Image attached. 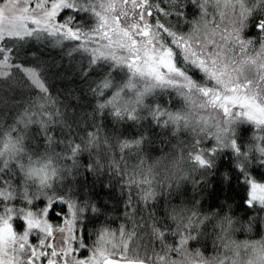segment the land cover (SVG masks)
I'll return each mask as SVG.
<instances>
[{
	"label": "snow or ice",
	"instance_id": "obj_1",
	"mask_svg": "<svg viewBox=\"0 0 264 264\" xmlns=\"http://www.w3.org/2000/svg\"><path fill=\"white\" fill-rule=\"evenodd\" d=\"M163 2L169 7H162L161 0H0V89L10 85L35 93L25 101L16 123L0 131V264H150L147 258H127L136 231L129 232L123 225L118 230L99 227L90 234L94 239L89 243L81 234L82 219L88 212L97 213V208L59 190L66 186L68 177L74 178L86 168L94 175L107 172L117 177L122 186L136 189L145 203L157 200L152 190L142 187L150 181L130 178L126 162L124 169L119 165V161H125V149H140L146 142L145 133L120 142L119 160L109 152L105 162L100 150L110 144L101 135L96 115L102 118L106 112L115 123H131L134 127L151 118L178 135L189 129L190 109L205 113L211 109L222 121L216 122L215 137L208 138L213 146L202 147L203 143L197 142L193 161L201 169L210 167V159L219 148L230 147L240 154L231 135L239 122L264 130V0H191L200 9L201 18L187 33L177 29L179 21L167 19L171 15L183 17L185 0ZM209 6L219 13V22L206 19ZM65 10L86 18L77 21V16L70 14L58 20ZM257 13L258 46L245 35ZM30 41H49L57 47L67 42L64 54L70 59L78 54L79 65H87L82 76L91 71L102 74L92 91L103 97L111 90L110 97L97 104L92 130L79 143L68 140L64 153L45 154L38 159L25 147L29 126L38 125L37 135L51 145V129L63 122L64 113L49 95L43 65L22 62L21 49ZM191 72L202 74L201 79H195ZM114 73L123 76L117 79ZM170 92L183 101L179 110L159 104V96ZM49 105L52 111L47 110ZM213 119L209 113L197 123L203 121L207 126ZM256 139L264 140V136ZM257 150L264 155V147L257 145ZM85 153L90 157L86 166L79 160ZM61 160L72 163L63 164ZM17 175L18 184L14 180ZM40 200L44 205L34 206ZM253 202L264 206V184H251L249 206ZM58 205L62 206L56 212L61 223L54 225L49 214ZM16 220L22 223V229L16 228ZM153 228L161 252L166 254L179 253L197 238L193 231L168 230L157 224ZM169 235L178 242H166ZM260 244L264 246V241ZM82 251L85 254L79 255ZM163 260L164 255H157L155 264Z\"/></svg>",
	"mask_w": 264,
	"mask_h": 264
},
{
	"label": "trees",
	"instance_id": "obj_2",
	"mask_svg": "<svg viewBox=\"0 0 264 264\" xmlns=\"http://www.w3.org/2000/svg\"><path fill=\"white\" fill-rule=\"evenodd\" d=\"M161 6L164 8L169 7L163 0H161ZM209 8L211 9V6ZM182 11L184 13L183 17L171 15L167 19L173 23L179 21L176 24L177 29L181 32H186L191 30L195 21L200 20L201 11L196 5L191 3V0H185ZM70 14L76 15L77 21H82L86 18L84 14H73L69 10H65L58 17V20H63ZM258 18H260L259 13H257L256 18L251 22L246 35L248 38L253 39L255 44L259 42V33L255 28V23ZM67 47V42L63 47H57L49 41L39 43L30 41L21 49L22 62L25 65H43V75L47 81L49 95L55 99V107L60 108L64 113L63 122L57 123L51 129V135L54 137L51 145L46 143L44 136L37 135L40 131L38 125L33 124L29 126L28 133L30 138L25 140V147L37 159L45 154L55 155L56 153H64L66 151L65 144L68 140L79 143L80 138L87 131L92 130L93 113L96 111L97 104L111 95V90L106 91L103 97L96 95L92 91L96 87L102 74L91 71L87 76H82L81 73L87 65H79L78 61L80 58L78 54L72 59L68 58L64 54ZM191 75L195 79L200 80L202 74L199 72H191ZM114 76L119 79L123 76V73H114ZM34 95V92L16 86L6 85L3 89H0V131H6L16 123L18 117L26 107L25 101ZM159 104L163 108L175 111V108L169 106V101L164 104ZM47 110L52 111L53 106L49 105ZM95 121L101 125V135L107 137L109 144H119L125 139L131 140L138 138L141 132L145 133L147 140L141 148L130 150L133 156L136 152L158 155L159 148L164 147L168 142L173 144L175 141V139H170L172 133L171 128L158 125L151 118L143 120L140 125L134 127L131 123H115L105 112L102 118L96 115ZM250 133L248 128L239 127L236 130L235 141L240 150V154H235L234 162L229 163L226 161L227 152L219 151L211 159V163L214 164L212 170L198 176L196 180L197 186H194L192 189L191 186L187 185L182 189V192H179V195L174 193L171 199L165 196V202L163 201L164 205L166 202L178 204L177 202L179 200L187 204H192L196 200H199L202 211L217 212L219 215L221 213L222 215L228 213L236 218L237 223H241L243 227L244 225L246 226L248 211L244 206L243 197L247 188V180L252 179L255 182H264V178L262 177V173H264V155L257 150L253 143H249L252 141L250 139ZM185 135L186 133L184 137ZM259 146L264 147V144ZM88 157L86 153L79 157L82 165L86 166L89 163ZM60 162L69 165L72 163L70 160H61ZM79 171L82 174L69 179V183H73L74 187L68 185V188H71L72 195L79 201L84 200L95 203L96 205H93L98 210L96 214L101 216L103 219L101 220L102 224L106 225L107 220L110 222V218H107V216L112 217L116 215L115 212L119 213L120 209L122 211V205L120 203L122 197L118 194L117 181L104 174L94 175L86 171V168H81ZM14 178L15 180L17 179V177ZM107 184H110L108 188ZM158 199H162V196ZM158 204L160 205V200L157 202ZM163 209L157 206V221L162 220L163 217L159 215ZM60 210L61 208L58 209V211ZM147 212H149L147 215L149 217L148 221L155 222L156 213L154 215L151 211ZM55 215L53 211L50 212L49 220L57 224L59 220L55 219ZM143 220L145 221V219ZM142 222L141 217L137 226L143 225ZM113 223L115 221L110 222L107 226L115 228L116 225ZM121 225L126 229H131L130 226H126L124 223ZM134 230L136 233H140L141 231L138 227H135ZM204 233H206V230ZM202 236L207 237V239H201L198 244L203 251H207L210 249L207 247V244L211 239L206 235ZM207 252H204L205 255H207Z\"/></svg>",
	"mask_w": 264,
	"mask_h": 264
},
{
	"label": "clouds",
	"instance_id": "obj_3",
	"mask_svg": "<svg viewBox=\"0 0 264 264\" xmlns=\"http://www.w3.org/2000/svg\"><path fill=\"white\" fill-rule=\"evenodd\" d=\"M209 113L215 119L207 126L203 121L197 123L200 117ZM189 119L190 126L187 133L190 140H178L159 155L145 153L128 164L127 175L136 181H150L149 184H142V187L152 190L156 194V199L161 195L171 199L185 183H193L194 176L205 170L199 168L193 161V153L198 147L197 142L202 144L210 136L215 137L216 122L222 121V118L212 113L211 109L205 113L198 108H192ZM164 212L167 222L177 231H193L197 236H208L213 241L214 251L205 255L201 247L190 248V241L179 253L166 254L149 246L145 249L137 241L129 248L127 253L129 260L147 258L150 264H155L157 255H164L162 264H264V246L260 244V241H264V237L238 239L237 221L230 214L219 215L217 212L202 211L199 200L192 204L184 202L169 204ZM209 226L214 231L204 233V228ZM147 229L146 235L156 240L153 224L149 223Z\"/></svg>",
	"mask_w": 264,
	"mask_h": 264
},
{
	"label": "rangeland",
	"instance_id": "obj_4",
	"mask_svg": "<svg viewBox=\"0 0 264 264\" xmlns=\"http://www.w3.org/2000/svg\"><path fill=\"white\" fill-rule=\"evenodd\" d=\"M209 11V15L208 17L206 18L209 22H212V21H215V22H219L220 20V17H219V13L211 7V9L209 8L208 9ZM257 14H255L249 21V27L247 29V31L249 30L250 28V25H251V22H253V20L256 18ZM201 18V17H200ZM224 23L226 24L227 23V20L224 21ZM223 26V25H222ZM190 31V30H189ZM247 31L245 33V35H247ZM188 31L186 32H183V33H187ZM248 37V36H247ZM259 45V42L256 43V46ZM169 101V106L170 107H173L175 108L174 110H179L180 108L183 107V101L177 97L175 95L174 92H170L168 94H161L159 96V103L161 104H164L165 102ZM168 104V103H167ZM239 127H242V128H248L250 130V139L252 140L251 142H249L250 144H254L257 148V145H262L264 144V140H261V141H257L256 137L258 135H261V136H264V130H258L255 128V126L251 123H247V122H244V121H241L239 122L237 125H235L232 129H231V135L233 137V139L235 140V132L236 130L239 128ZM186 133L185 137H184V134ZM170 139H175L174 143H176L178 140H185V141H188L190 140V137L188 135L187 132H180L178 135H173L171 133V136H170ZM173 143V144H174ZM172 144H170V142H168L167 144H165L164 147H161L159 148L157 154H161L162 152L164 151H167L170 147H171ZM214 145V142L210 141V140H207L203 143L202 147H210V146H213ZM197 151V149L195 150V152L193 154H195ZM227 152V160L229 163H231L232 161L234 162V156L236 154V152L231 149L230 147H225V148H219L216 152V154L218 152ZM111 153V155L116 158L117 160H119V156H120V150L118 148V144L116 143H110V147L108 146H102L101 147V150H100V157L101 159H103L105 162L108 161V153ZM125 152V161H119V165H120V168L121 169H124L125 167V162L127 164V167H128V164L129 162H132V161H135L140 155H142L143 153L141 152H136V154H134V156L130 153V150L128 152V149H125L124 150ZM148 152V151H147ZM214 154V156L216 155ZM211 157V159H213V157ZM88 159L90 160V158L88 157ZM211 159H210V167H208L207 169L203 170V171H200L198 172L194 178H193V183H185L183 188H185L187 185L188 186H191V188L193 189L194 186H197V178L198 176L202 175L203 173H206L210 170H212V168L214 167V164L211 163ZM61 163V162H60ZM64 164V162H63ZM69 165V164H68ZM103 175V174H102ZM104 175L112 178L113 180H116L117 181V184H118V194L121 195L122 199L120 200V203L122 205V211L120 209L119 213L115 212V216H112V217H109L107 216V218H110V222H113L115 221V224L116 227L113 228V230H118L120 228V225L122 223L126 224V226H130L131 229H126L127 231L131 232L134 230L135 227H138L140 231L136 233V238L132 241L131 246H133L137 241H139L140 245L143 247L144 245H147L149 247H152V248H155L157 251H160L161 250V244L159 241L157 240H154L152 239L150 236H147L146 233L148 231L147 229V225L149 223L151 224H157L159 225L161 228H166L168 230H174V226L169 224L165 218V212H164V209L170 204L169 202H166L165 205H164V198L165 196L164 195H161L162 196V199H157L155 202H148V203H145L143 201H141L137 195V190L136 189H129L127 187H124L122 186L121 182L118 180L117 177H112L110 176V174H108L107 172L104 173ZM17 179L15 180V182L18 184L19 183V176L17 175L16 176ZM262 177L264 178V173H262ZM71 177H68L66 180H65V184L66 186H62L59 190L60 191H63L64 194L76 201L79 202L78 199H76L73 195H72V190L71 188H68V185L69 186H72L74 187V184L73 183H69V179ZM126 179V178H125ZM114 183V182H113ZM252 183H257V184H264V182H255L253 181L252 179H248L247 180V183H246V192H245V195L243 197V203H244V206L245 208H247V211H248V216L246 217V226L244 225H241V223H237V232H236V237L238 239H244V238H251V239H259V238H262L264 237V206H261L259 203L257 202H253L251 204V206H249V199H250V192H251V184ZM107 188H108V184H107ZM182 188V189H183ZM182 189L179 190L176 194L179 195V192H182ZM195 191V190H194ZM129 194L131 195V204L129 205L128 203V196ZM160 200V205L158 204L157 205V202ZM179 200V199H178ZM177 200V201H178ZM164 201V202H163ZM14 203H17L19 204L20 202L19 201H16ZM44 201L43 200H40V201H37L35 203L34 206H43L44 205ZM168 203V205H166ZM178 204L181 203V201L179 200V202H177ZM248 203V204H246ZM91 204H95V203H91ZM96 205V204H95ZM157 206H160L163 207L165 206V208L163 209V211L161 212V214L159 216H162V220L160 221H157ZM62 206H56L55 210L53 211L54 214H56V212H58V209L61 208ZM152 208V209H150ZM147 211H151L154 213H156V220L155 222H149L148 221V214L149 212ZM98 212V211H97ZM155 215V214H154ZM222 215V213H221ZM55 219L59 220V223L57 224H60L61 223V217L57 216V214L55 215ZM142 217V224L141 226H137L138 222H140V218ZM115 218V219H114ZM145 219V221L143 220ZM101 220H103L101 218V216H98L96 213L93 214L91 212H88L82 219V226H83V230H82V235H85L86 237H88V242L91 243V240L94 239V236H91L90 234L94 233L96 231V229H98L99 227L101 226H107V224H110V222L107 220V224L106 225H103ZM138 220V221H137ZM239 220V219H238ZM126 221V223H125ZM240 221V220H239ZM52 222V221H50ZM122 222V223H121ZM15 226L16 228L19 230V229H22L23 228V225L22 223L19 221V220H16L15 222ZM53 223V222H52ZM55 225V223H53ZM113 226V225H111ZM143 228V230H142ZM250 229V231H249ZM131 230V231H130ZM206 230V233L207 232H210V231H214V229H212L210 226L209 227H206L204 228L203 231ZM86 231V232H85ZM242 238H240V237ZM207 239V237H204L202 235H198L197 238L193 241L190 242V248L192 249H195L196 247H199V244L198 242L201 240V239ZM210 242L207 244V247H209L210 249L207 250V251H204V252H207V254H209L210 252L214 251V244H213V241L212 240H209ZM166 242H169V243H177L178 242V238H175V237H172V236H168V240ZM85 253L82 251L79 255H84Z\"/></svg>",
	"mask_w": 264,
	"mask_h": 264
},
{
	"label": "water",
	"instance_id": "obj_5",
	"mask_svg": "<svg viewBox=\"0 0 264 264\" xmlns=\"http://www.w3.org/2000/svg\"><path fill=\"white\" fill-rule=\"evenodd\" d=\"M246 204H248V203H246Z\"/></svg>",
	"mask_w": 264,
	"mask_h": 264
}]
</instances>
